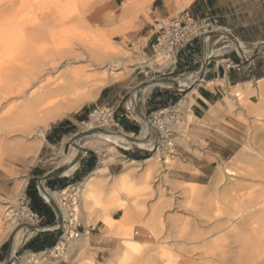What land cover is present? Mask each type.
<instances>
[{"label":"rangeland","instance_id":"1","mask_svg":"<svg viewBox=\"0 0 264 264\" xmlns=\"http://www.w3.org/2000/svg\"><path fill=\"white\" fill-rule=\"evenodd\" d=\"M132 1L130 5L125 6L124 3H120V0H0V48L10 43H23L24 45V49L19 55L13 59L10 57L13 61L11 66L0 71V181L13 188L11 193L0 195V235L2 238L10 239L12 235L9 232L10 226H8V222L11 220L6 218V203H3L5 198H13L21 212L17 191L20 186L26 188L31 181L37 185L38 177L31 176L34 174L32 169L35 163L44 165L45 169L54 167L53 158L57 151L61 150L66 153L70 149L71 143L67 138L80 132L85 123L91 119L92 113L98 111L105 114L109 118L105 122V127L113 131L123 129L117 117L135 121L139 124L137 133L123 130L133 136L140 133L142 120L127 107V102L132 88L153 77L152 72L146 75L139 72L141 63L152 52V48L148 50V46L144 47V39L141 38L137 41L136 37H133L138 32L141 17H147L150 3L145 5L143 0ZM128 10L131 13L130 16H128ZM167 21V19H163L161 22L166 23ZM223 37L225 39L223 44H228V48L233 47L230 39L225 35ZM100 44L105 46L104 49L113 50L115 56L118 57L114 68L109 65L105 69L98 68L94 62L89 60L97 57V47ZM46 63H57L56 68L50 73L43 70L39 77L40 80H44L46 77L54 80L66 70L82 66L85 73L83 79L86 82L79 85L77 89L68 92L74 103L56 104V107L61 108L64 114L50 120L44 127L46 112L42 109L43 103L41 105L39 101H30L27 97H17L9 93L14 90L15 83L23 80L30 72L40 71ZM109 73L112 74V78H109ZM159 77L186 79L187 75L166 73ZM64 79L60 77L50 86L59 83L58 92L66 94L67 83ZM260 82L264 83V78L256 80V84ZM94 84L99 86L95 88L92 86ZM108 84L122 89V98L116 108L101 106L96 101L99 90ZM160 87L171 92H179L178 88L174 86L156 85L145 95L139 94L137 107L147 120L152 113L149 108L144 109L147 105L144 97L151 95ZM188 90L190 89L183 91ZM183 93L181 92V95ZM257 93L261 95L258 96V102L260 101L262 105L257 102V106H255L257 110L262 109L264 112V89ZM5 96L7 98H4ZM180 97L178 96V98ZM225 98H228L230 102L229 107L234 105V109L243 110L246 113L244 116L238 115L243 123L240 131L237 132L240 135L239 143L231 156L213 162L206 175H201L197 169L184 164L175 144V141H178L176 136L185 134L187 123L191 119L189 104L184 102V99L181 120L175 128L171 145L159 147L164 152L165 158L158 157V161L152 168L155 176L148 177V181L145 172L123 173L124 166L128 164L125 159L130 158L128 155L123 156L124 152L136 150L138 147L133 145L128 149L115 147L114 150L117 152L115 154H111L112 152L107 149L106 145L100 150L84 147L82 154L85 151L86 153L94 151L96 154L95 166L100 164L101 160H105L107 163L104 179L91 187V192L86 193L84 200L78 194L79 182L84 177L64 188L66 192L63 194L59 192L61 190H56L59 192L58 199L61 200V197L65 196L68 202L73 198L76 201L73 205L76 206V209L69 211L73 212V215H69L62 221V224L68 226V230L65 231L63 226L52 230L55 233L53 246L62 240L61 249L42 256H40V252L47 251L53 246L38 252L20 250L16 254L17 257L12 258L13 264H169V259L164 253V250L169 247L177 252V259L170 264H186L185 259L202 262L203 259L196 257L197 254H184V248L202 247L209 240V238L202 240L205 231L214 222L213 218L209 221L208 219L216 213V203L219 204L226 197V194L221 191V187L230 179L225 174V165L232 161V157L237 152L242 150L246 152V148L262 153L264 151V126L262 124L264 115L257 122V119L250 114L254 108H250L247 100L243 105H239L235 96L228 94ZM82 106L90 107L86 119L78 123L76 130L68 135L61 147L52 148V152L47 150L42 153L43 157H40V150L46 145L44 134L47 128L59 119L71 116ZM37 130H42L44 143L38 140L40 146L36 154L27 153L24 148L30 139L36 137ZM182 138L184 137L182 136ZM152 139L153 137H150V144L153 146ZM260 146L262 150L259 149ZM250 151L248 150L246 153L254 154V151ZM45 153L48 154L44 155ZM152 153L150 151L144 158ZM109 164L116 165L113 166L112 171L107 169ZM133 166L140 167L136 164ZM115 176H118L116 181ZM213 177L216 178L218 186L215 190L214 186L211 187L209 184ZM189 182L199 184L197 193L191 194L188 191ZM157 206L160 215L155 220L153 211ZM26 214L25 212L24 215ZM25 217H29V214L24 216V219ZM70 218L75 220L72 222ZM26 223L42 226L39 224L38 218L35 217L27 219ZM96 224L100 229H103L105 236L113 239L118 248V252L113 258H107L102 262L94 260L89 241L86 245L83 241L85 232H81L82 227L86 231L92 226L97 227ZM69 231L79 233L75 234L76 237H71ZM29 233V230L24 231L23 237ZM193 235L200 237V240L189 244V240L185 239ZM78 242L84 244L80 249ZM33 254L40 256L39 262L33 260Z\"/></svg>","mask_w":264,"mask_h":264},{"label":"crops","instance_id":"2","mask_svg":"<svg viewBox=\"0 0 264 264\" xmlns=\"http://www.w3.org/2000/svg\"><path fill=\"white\" fill-rule=\"evenodd\" d=\"M124 1L120 0V3ZM149 5L147 17H141L138 32L133 36L137 41L144 39V47L148 46V50L155 40L160 22L163 19H179L183 14L193 19L215 20L219 27L227 30L243 46L242 53L238 49L228 48V44H223L225 39L223 35H219L221 33L212 34L207 40L204 37L195 38L180 50L175 68L169 73L196 78L190 90L181 91L184 92L183 99L189 104L191 119L187 123L185 134L176 136L178 141H175V144L184 164L197 169L199 174L206 175L213 162L231 156L239 143L240 135L237 132L240 131L243 120L239 119L238 115L244 116L246 113L243 110L234 109V105L232 107L226 105L225 97L232 88L241 85L251 94L247 96L249 104L257 103L259 100L258 93L255 89L253 91V88H255L256 80L264 78V45L260 46L264 42V0H151ZM130 14L128 10V16ZM181 92L159 88L151 95L144 97L147 103L144 109L149 108L153 114L159 107L171 105L178 96H182ZM121 93L122 89L108 84L99 90L96 101L101 106L116 108L121 101ZM89 108V106H82L71 116L52 123L45 131L44 140L47 144L41 148L40 157H43L42 153L47 150L52 152V148L61 147L68 135L76 130L78 123L86 119ZM117 120L127 132L135 133V129H139V124L135 121H129L124 117H117ZM149 152L147 149L137 148L124 152L123 156L128 155L130 158L126 159L141 161ZM95 163L94 151L89 153L85 151L71 175L49 178L44 183L49 189L62 190L72 185L74 181L85 177L95 167ZM113 166L116 165H107L108 171H112ZM52 169L54 167L45 169L44 165L36 162L32 169L34 174L31 176L39 178ZM12 191V187L0 181V195ZM43 202L46 203L44 199ZM46 204L51 211L37 214L39 224L44 227L49 225L46 224L49 218L53 219L52 223L56 219L54 210L48 203ZM96 226L88 229L89 244L94 260L102 262L107 258H113L118 248L113 239L105 236L98 224ZM45 231L52 230L29 233L25 238L23 237L20 241L21 245L20 243L16 245L12 256L10 255L14 245L12 235L10 239L2 238L0 235V264L7 257L11 259L17 257L16 254L20 250L38 252L52 247L55 233ZM81 232H85L84 227Z\"/></svg>","mask_w":264,"mask_h":264},{"label":"bare ground","instance_id":"3","mask_svg":"<svg viewBox=\"0 0 264 264\" xmlns=\"http://www.w3.org/2000/svg\"><path fill=\"white\" fill-rule=\"evenodd\" d=\"M131 1L132 0H125L123 3L126 6L128 4L130 5ZM144 2L145 5H147L151 2V0H143V3ZM215 31L227 36L232 41L234 47L242 53V44L239 41H236L227 30L221 29L219 27ZM104 47V45L100 44L97 47V57L90 58L89 60L91 62H94L95 66L98 68L105 69L107 65L114 68L118 62V57L115 56L113 50L104 49ZM108 47H110V45H108ZM0 49L1 71L3 69H8L11 66V64L13 63L12 59L19 55V53L24 49V45L23 43H10L4 45ZM56 64L57 63H46L40 71L34 73L30 72L26 77H24L23 80L15 83L13 85L14 90L10 91L9 93L17 97H27V99L30 101H39L41 105L43 103L42 109H44L46 112L44 116V127L48 125V122L50 120H53L56 117H60L62 114H64V111H62L61 108L56 107V104H59L61 102L63 105L70 104V102H72L73 100L72 96H70L68 92L77 89L79 85H82L86 82L83 79L85 73L83 70L84 67L82 66L73 68L71 70H66L64 73L58 75L54 80H52L50 77H46L44 80L39 79L40 74L43 70H45L47 73H50L56 68ZM143 64L144 63H141V65ZM60 77L65 78L64 81L66 80V94H64V92H58L57 87L59 86V83H56L52 87L50 86L53 81L58 80ZM112 77V74L109 73V78ZM195 81V77H188L186 79L151 77L140 83L137 87L132 88L133 90H131L130 97L127 102V107L136 113L139 94H142V96L145 95L148 91H150L152 87L156 85L174 86L180 90H187L191 89L194 86ZM92 86L96 88L99 85L94 84ZM245 89L246 88H242L241 85H238L232 88L228 94L235 96L238 104L243 105L244 101L247 100V96L251 95ZM254 89L257 92H261V90L264 89V83L260 82L255 84V88H253V91ZM254 93L255 92H253V94ZM6 96L4 98H7ZM257 96L260 97L261 95ZM79 99H81L80 96ZM225 101L226 105L230 104L228 98H225ZM181 103H183V99L181 100ZM258 103L260 104V101ZM256 104L257 103L249 105L251 109L254 108L252 111H250L252 112L250 114H252V117L257 119L258 122L260 121L261 116L263 117L264 112L262 109L257 110ZM260 105H262V103ZM91 115V119L87 123H85V126H83L80 131H88L91 129L97 130L81 138H75V134H72L67 138L71 143L70 149L66 153H63L61 150L57 151L55 157L53 158L54 168H60L62 176L71 175L74 169H76L78 159L82 155L84 147L100 150L107 146V149L112 152L111 154H115L117 153L114 150L115 147L128 149L131 145L141 149H147L149 151H152L153 153L141 161L125 159L128 164L124 166L123 173L145 172L147 175V181L148 177L155 176L153 175L152 168L158 161V157H164V152L161 151L162 149H156L150 144L152 124L149 120H147V118L143 119L142 117H140L141 115H137L136 113V115L142 120L141 130L138 135L133 136L130 133H126L121 128L113 131L105 127V122H107L109 119L105 114H101L100 112L96 111ZM254 123L257 124L256 121ZM262 124L264 126V120L262 121ZM35 136L37 138L35 137L33 139H30V141L24 148L27 153L31 152L36 154L40 146V142L38 140H40L41 143H44L42 130H37ZM259 149L262 150L261 146L259 147ZM248 150L254 151L251 148H249ZM248 150L246 148V152ZM246 152H243V150L237 152L232 157V161L225 165V174L230 179L227 180L228 182L226 181L227 183L221 187V191L226 194V197L222 199L219 204L216 203V213L213 214L212 217H209V219L207 218L208 221L211 220V218L214 219V222L207 229V231H205V233L202 232L204 233L202 240L209 238L207 244L202 247L191 246L190 248H184V254H197L196 257L201 260L203 259V261L196 262L193 260L189 261L185 259L184 262L186 264H264V151L263 153L254 151V154ZM106 164L107 163L105 162V160H101L100 164L95 166L92 171L89 172L79 182L80 189H78V194L80 195V198L82 200L85 199L86 193L91 192V187L95 183L104 179ZM134 164L140 165V167L133 166ZM114 178L116 181L118 179V176H115ZM209 184L211 187L214 186V190L218 188L216 178L214 177L210 180ZM187 189L191 194L197 193V191H199V184H197L196 182H189V186ZM183 191H185V189H183ZM59 192L63 194L66 192V189H62ZM59 192L46 188L44 186L43 179H40L39 193L45 202L53 203L57 206L60 219L59 222L45 227L24 222V216H28V213L26 215H24L25 212L21 213L20 210H18V206L15 205L16 203L14 202L13 198H5V201H2L3 203H6V218L11 220L10 222H8V226H10L9 232L12 233V242L14 244L10 253L11 256L16 245L19 244L22 240L24 235L23 232L29 230L26 225L31 226V229L34 232L54 229L59 226L65 227V231L68 230V226L62 224V220L67 218L69 215H73V212L69 211H74L76 209V206H73L76 201L73 198L70 202L67 201L65 203H62L61 200L58 199ZM22 195L23 186H20L19 190L17 191V196L21 197ZM153 215L155 217V220L158 219L160 215L158 206L154 209ZM74 218H70V220L73 222V220H75ZM32 230H29L30 233L33 232ZM70 233L71 234H69V236H75L72 231ZM89 234L90 233L88 232V230H86L83 234V241H85V245L89 241ZM154 238H157L156 235L154 236ZM198 239L200 240V237L198 238L197 235H193L192 237L185 240H189V244H194L199 241ZM62 245L63 241L60 240L59 243H57L52 248L48 249L47 251L40 252V256L44 254L54 253L55 250H60ZM78 245L79 249L84 246V244H81L79 242ZM164 253L169 259V264L173 263L177 259V252L171 247L166 248L164 250ZM33 256L35 258H33V260H35L36 262L40 261L39 255L33 254ZM9 264H13L11 258L9 260Z\"/></svg>","mask_w":264,"mask_h":264},{"label":"built area","instance_id":"4","mask_svg":"<svg viewBox=\"0 0 264 264\" xmlns=\"http://www.w3.org/2000/svg\"><path fill=\"white\" fill-rule=\"evenodd\" d=\"M217 28H219V25L213 19H193L187 14H183L179 19L172 18L166 23L161 22L155 40L151 46L152 52L146 56V60L143 62L144 64L140 66L139 72L145 75L152 72L153 77H159L166 73H170L175 68L178 53L182 48L195 38L204 37L206 40L209 39L213 32H217L215 31ZM219 35L222 36L223 34ZM231 44L233 45V43ZM232 49L236 50L234 45ZM178 91L181 92L183 90L178 89ZM183 98L184 95L178 98L173 104L159 108L148 118L152 124L150 136L153 137L152 147L157 149L164 145L171 144L175 128L181 120L183 112V103H181V100ZM184 102L186 101L184 100ZM25 189L26 188H23V195L19 197L18 200L21 212L24 211L29 214V217H25L24 219L26 222L27 219H32L33 217L38 218V215L30 210L29 199L26 196ZM67 201L65 196L61 197L62 203ZM62 221H64V219ZM78 233L77 231L74 232L76 235Z\"/></svg>","mask_w":264,"mask_h":264},{"label":"trees","instance_id":"5","mask_svg":"<svg viewBox=\"0 0 264 264\" xmlns=\"http://www.w3.org/2000/svg\"><path fill=\"white\" fill-rule=\"evenodd\" d=\"M139 129H135V133H137ZM26 196L29 199V208L30 210L35 214H45L46 211L50 210L48 205L43 202L42 197L39 195V192L36 188L35 182L31 181L28 186L25 189ZM51 211V210H50ZM53 219L49 218V220L46 222V224H51ZM44 226V225H42ZM46 233H51L52 231H45ZM55 241V240H54ZM54 241H52V245L54 244Z\"/></svg>","mask_w":264,"mask_h":264},{"label":"water","instance_id":"6","mask_svg":"<svg viewBox=\"0 0 264 264\" xmlns=\"http://www.w3.org/2000/svg\"><path fill=\"white\" fill-rule=\"evenodd\" d=\"M215 33H219V32H213V34ZM264 45V42L260 44V46H263ZM136 113L137 115H141L140 117H142L143 119H146V117L141 113V111L138 109L137 107V110H136ZM97 129H91V130H88V131H80V132H77L75 133V138H81L87 134H90V133H93L95 132ZM81 157V156H80ZM79 157V159H80ZM78 159V161H79ZM57 176H61V169L60 168H54L52 170H50L49 172L45 173L44 175L40 176L37 180V188H38V192H39V181L40 179H43V182H45L47 179L49 178H53V177H57ZM40 195V193H39ZM41 196V195H40ZM47 203V202H46ZM48 204L51 206V208L54 210L55 214H56V219L55 221L52 223V224H55L56 222H59L60 219H59V210L57 208L56 205H54L53 203H49ZM26 227L29 229V230H32L31 229V226L29 225H26ZM55 229V228H54ZM53 230V229H51ZM33 231V230H32ZM9 260L10 258L7 257L2 264H9Z\"/></svg>","mask_w":264,"mask_h":264}]
</instances>
